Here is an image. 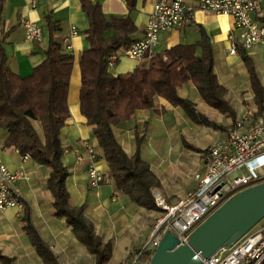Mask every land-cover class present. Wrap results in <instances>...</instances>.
<instances>
[{
    "label": "crops",
    "instance_id": "1",
    "mask_svg": "<svg viewBox=\"0 0 264 264\" xmlns=\"http://www.w3.org/2000/svg\"><path fill=\"white\" fill-rule=\"evenodd\" d=\"M92 1L101 5L108 20L130 17L137 28L133 39L143 38L154 0H137L133 9L129 8L126 0ZM185 1L195 3V0ZM31 3L32 0H5L0 12V39L7 54V65L25 76L43 61V50L50 39L47 17L57 24L54 34L65 52L68 51L63 39L71 37L73 50L69 53L74 56V65L68 92L70 117L60 135L64 147L62 160L69 171L66 179L69 203L75 209L84 206L85 220L103 243L110 246V257L104 264H118L129 248L141 246L149 238L154 224L161 217L160 209L147 210L116 188L108 176L109 165L103 149L81 112L80 58L83 51L90 47L86 33L89 19L82 8V0H40L35 8ZM256 18L264 24V0L262 12ZM27 20L40 25L41 41L27 40L24 25ZM72 26L77 27L78 35L71 36ZM204 32L209 36L213 48L214 72L218 82L226 89L225 98L234 109L235 117L208 104L192 81L178 87V93L193 101L199 111L224 126V129L194 122L182 106L174 105L162 96L154 97L153 107L139 109L132 119L113 126L117 140L129 156L136 154L137 136L142 139L140 156L150 166L155 182L154 196L164 198L170 204L197 187L194 173L204 171L201 153L213 142L223 139L237 118L248 111L264 117V112L258 110L250 73L243 58L246 53L254 60L264 85V44L247 50L238 42L237 51L232 54L229 36L238 32L234 18L198 11L192 24L160 32L158 43L142 60L122 56L113 67H108L115 76L131 72L136 67H148L152 55L179 44L197 43L202 40ZM114 33V29H109L105 37L111 38ZM201 52V47H198L197 53ZM32 124L43 138L42 123L32 120ZM6 138L5 130L0 127L1 159L10 171L24 170L27 173L28 179L19 180L14 185L28 206L32 222L56 255L58 264H62L61 257L66 264H96L95 255L77 238L66 218L56 214L54 197L47 186L51 167L38 163L32 157L23 160L17 149L5 146ZM183 139L200 151L187 147ZM90 148L96 152L95 159H92ZM91 164H95L108 179L97 188L89 184L88 168ZM23 215L24 207L21 210L17 207L0 209V251L10 256L13 264H45L26 232ZM130 229L135 232L131 233Z\"/></svg>",
    "mask_w": 264,
    "mask_h": 264
},
{
    "label": "trees",
    "instance_id": "2",
    "mask_svg": "<svg viewBox=\"0 0 264 264\" xmlns=\"http://www.w3.org/2000/svg\"><path fill=\"white\" fill-rule=\"evenodd\" d=\"M130 9L137 0H126ZM5 0H0V12ZM89 27L86 31L90 47L80 58L82 83L80 108L93 135L103 149L108 162V176L116 188L134 203L147 210H158L153 193L154 179L150 166L140 156L142 139L137 136L136 154L129 156L117 140L113 126L132 119L137 110L154 106V97L162 96L174 105L184 108L196 123L224 129L198 110L195 103L178 93V87L192 81L205 101L222 113L235 117V111L225 98L226 89L218 82L214 72V52L209 36L193 44H179L151 56L148 67L111 74L107 57L129 47L136 40L132 35L136 26L130 17H113L108 20L99 3L82 0ZM50 30L49 44L44 49L45 58L29 75H20L7 65V54L0 39V127L5 130L6 147H13L21 154L29 153L38 163L51 167L47 186L54 197L58 217L66 218L77 238L95 255L96 264H104L110 257V246L104 244L84 218V206L72 208L66 179L68 168L62 160L64 147L61 130L70 117L68 92L74 65V56L65 52L56 39L57 24L47 17ZM114 29L111 38L105 33ZM201 47V54L197 48ZM244 62L250 73L255 101L260 113L264 112V85L256 71L254 60L246 53ZM38 120L43 126V138L32 124ZM187 147L200 151L183 139ZM25 229L45 264H58L50 245L43 239L31 220L24 204ZM0 264H13V259L0 251Z\"/></svg>",
    "mask_w": 264,
    "mask_h": 264
},
{
    "label": "built area",
    "instance_id": "3",
    "mask_svg": "<svg viewBox=\"0 0 264 264\" xmlns=\"http://www.w3.org/2000/svg\"><path fill=\"white\" fill-rule=\"evenodd\" d=\"M40 0H32L35 8ZM230 15L234 18L237 33H231L230 52L236 53L238 42L245 49L264 44V24L256 16L262 12V0H154L143 38L129 47L111 53L108 67H113L122 56L142 60L152 52L162 31L182 28L192 24L196 13ZM26 37L30 42L41 41L42 29L36 22L27 20ZM72 26L71 36L78 35ZM63 43L68 52L73 50L71 37ZM92 159L96 152L90 148ZM23 160L31 158L22 154ZM203 172H195L197 187L176 203L156 197V204L163 212L157 219L149 238L138 247H131L118 264H150L158 246L168 231L179 239V244L189 243L194 230L237 193L264 182V117L248 111L237 118L223 139L210 144L202 153ZM246 167L247 172L242 169ZM241 174L231 177L235 172ZM89 184L93 188L108 181L104 172L91 164L88 168ZM28 179L24 170L10 171L0 156V209L17 207L24 202L15 183ZM264 263V218L232 246H223L213 255L203 258V264H263Z\"/></svg>",
    "mask_w": 264,
    "mask_h": 264
},
{
    "label": "water",
    "instance_id": "4",
    "mask_svg": "<svg viewBox=\"0 0 264 264\" xmlns=\"http://www.w3.org/2000/svg\"><path fill=\"white\" fill-rule=\"evenodd\" d=\"M264 218V182L247 188L225 202L191 235L189 243L179 244L168 231L150 264H203L223 246H232Z\"/></svg>",
    "mask_w": 264,
    "mask_h": 264
},
{
    "label": "rangeland",
    "instance_id": "5",
    "mask_svg": "<svg viewBox=\"0 0 264 264\" xmlns=\"http://www.w3.org/2000/svg\"><path fill=\"white\" fill-rule=\"evenodd\" d=\"M242 170H243L244 172H247V171H248L246 167H244ZM239 174H241L240 171L235 172V173H233V174L231 175V177H235V176H237V175H239ZM155 198H156V197H155ZM158 211H159V214L162 216V215H163V212H162L161 210H158ZM130 231H132L131 233H134V232H135L134 230H131V229H130ZM130 231H129V232H130ZM61 262H62V264H66L65 259L62 258V257H61Z\"/></svg>",
    "mask_w": 264,
    "mask_h": 264
},
{
    "label": "bare ground",
    "instance_id": "6",
    "mask_svg": "<svg viewBox=\"0 0 264 264\" xmlns=\"http://www.w3.org/2000/svg\"><path fill=\"white\" fill-rule=\"evenodd\" d=\"M160 199V198H159ZM160 200H162V199H160Z\"/></svg>",
    "mask_w": 264,
    "mask_h": 264
}]
</instances>
